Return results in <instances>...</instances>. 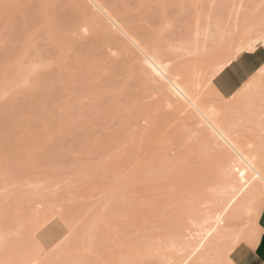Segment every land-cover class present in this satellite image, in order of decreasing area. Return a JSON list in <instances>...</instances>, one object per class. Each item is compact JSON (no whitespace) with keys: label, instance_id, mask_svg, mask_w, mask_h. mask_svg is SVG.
Here are the masks:
<instances>
[{"label":"rangeland","instance_id":"374dc122","mask_svg":"<svg viewBox=\"0 0 264 264\" xmlns=\"http://www.w3.org/2000/svg\"><path fill=\"white\" fill-rule=\"evenodd\" d=\"M233 37L237 55L264 46V0H0V263L28 264L43 254L33 240L49 249L65 234L58 264H225L210 238L185 245L219 199L225 153L138 44L250 150L264 139V88L249 80L224 97L212 84Z\"/></svg>","mask_w":264,"mask_h":264},{"label":"bare ground","instance_id":"6f19581e","mask_svg":"<svg viewBox=\"0 0 264 264\" xmlns=\"http://www.w3.org/2000/svg\"><path fill=\"white\" fill-rule=\"evenodd\" d=\"M95 3H98V2H95ZM128 38H132V37L130 35H128ZM136 41H137V39H136ZM138 41H139V39H138ZM146 42H147V40H146ZM140 43H142V42L140 41L139 44ZM230 43H231V45H230L228 51L226 52V54L224 55L225 58L224 57L220 58L216 62V64L213 65L214 66V73L213 74H217L218 72H220L226 65H228L231 61H233L238 56L237 53H238V51L240 49V43L239 42L237 43L235 37H233V39L230 40ZM139 44H138V46L140 47V49L143 52V60L146 63L147 68H149V71L155 75L156 80H158V79H160L161 81L162 80H166L168 85L171 87L172 94H175L174 96L176 98H178L177 100L178 101L182 100V102H185L187 106H190L198 114L200 121L204 124V126L208 127V132L213 133L214 138L216 139L214 141H216V144L220 143L219 145H221V149H222V151H224L225 156H226V162L224 163V165H222L223 166L222 167V172H221V174H222L221 175L222 176L221 177L222 178V182H220L221 186L219 185L217 187V190H215L216 193L219 192V193H217V194L220 195V196L218 195L219 199H218V201H216V203H214L215 204L214 209L212 211H209L208 208H207L206 210H208V212H210V213L206 212L208 214H206V215L203 214L204 217H202V219H201L202 221L198 220V221H200L199 223H200V226H201V227L199 226L200 228H199L198 231L201 232L202 234L197 232V233H199L198 235L201 234L200 235L201 237L198 236L197 234H195V237L197 235L198 237H200V240L196 241L197 243H195V245L194 244L191 245L188 242H187L188 244L185 242L186 243L185 245L188 246V248L190 247L191 250L193 249L192 250L193 252H196V251H199L203 246L206 247L207 245H204L203 243L204 242L206 243V241L209 240L208 238H210V240L208 242H210L212 240L211 242L215 246L213 245L214 247L212 249H210L211 246H210V248L207 246L208 249L209 250H213L212 252H214V253L217 252V253L221 254L220 256H223L225 264H236L233 261L234 259H232V257H231L232 250L234 249V247L239 242H241L243 240L247 241L248 237L250 236L249 234L245 235L244 231L242 232L241 225L240 224H239V226L236 225V224H238L237 221L247 217L253 222V223L252 222L251 223L254 224L255 218L258 215L259 210H261V207L264 205V144H262V143H264L263 142L264 141V139H263L264 135H263V138H262L263 139L262 142L260 141V143H259V141H258L257 145H255V147L257 146L256 148L252 147L251 149L249 148L250 150H246L247 148L245 149V147L242 144H241L242 145L241 146L238 143V141L236 140V136L234 137L233 133H235V131H237V129L234 131L235 128L232 126V122H231L232 120L230 121V120H228L226 118H221V120H220V118L218 116V114H219L218 108L214 107L213 105H210V104H209L210 106H208L207 104H206L207 106H205L203 104L205 101H207L205 98L204 99L202 98L204 102L202 101L203 103H201V101L199 100L200 99V97H199L200 95L197 96L198 93L197 94L195 93L196 90H194V88H191V86L189 87L188 85H186V81L185 80H181V76H182L181 74H174V73L172 74V73H170L171 71L169 72V70H168L169 66L167 67L168 64L164 63L163 62L164 60L161 61V59H160L159 50L153 51V50H156V49L155 48L154 49L150 48L151 52H149V51H147V49L145 50L142 46H140L141 44L140 45ZM183 48L187 52H189V50L187 48H185V47H183ZM165 62H167V61H165ZM261 69H262V67H261ZM192 87H193V85H192ZM196 89H198V88H196ZM199 93H200V91H199ZM261 93L263 94V98H264V89L261 91ZM225 104H226V102H225ZM263 105H264V103H263ZM222 108H224V111H225V107H222ZM233 108L234 107H232V109ZM239 108H238V110H239ZM244 108H246V107H244ZM244 108H243V110H244ZM229 110H230V108L228 107V110L226 111V113H229ZM224 115H226V114H224ZM228 115L229 114H227V116ZM244 116L245 115H243V117ZM224 117H226V116H224ZM229 117H230V115H229ZM207 127H204V128L206 129ZM235 135H236V133H235ZM258 145H260V146H258ZM241 174H243V175H241ZM215 197H216L215 199L217 200V196H215ZM47 208H49V206ZM52 208L54 210V207H52ZM63 209H64V207H63ZM51 211L52 210L50 209V211H48L47 214L44 213V214H46L47 218H45L46 217L45 215H42V216H45L44 219H37L38 217L36 216L35 220L36 221L38 220L36 223L35 222H33V223L31 222L33 219L30 220V222L32 224H34V223L38 224L36 226V228L35 227L33 228L34 231L36 229L40 228L42 225H44L48 220H50L53 217L54 214L52 215L51 213H54V212H51ZM58 211H59V213L61 212V210H58ZM58 211H56V213ZM50 214L52 216H50ZM60 215L61 216L64 215V216L67 217V215L66 214H62V212H61ZM69 216H71V215L69 214ZM66 219H67V221H69L68 218H66ZM5 221H7V220H5ZM70 221H71V219H70ZM3 222H4V220H3ZM25 222H26V220H25ZM69 222H66V223L69 224ZM11 223H13V222H11ZM11 223H10V225H11ZM72 223H74V222L72 221ZM199 223H197V224H199ZM1 224L2 223H0V226H2ZM5 224H6V222H5ZM35 224H34V226H35ZM24 225L22 224V226H24ZM73 225H71V227L69 228V231L71 230V228L75 229L74 226H77V225H74V226ZM5 226H7V225H5ZM27 226L28 225L26 224L25 227H27ZM32 226H31V228H32ZM29 227H30V225H29ZM253 227H254V225H253ZM15 229H17V228H15ZM191 229H192V227H191ZM250 229H251V227H250ZM6 230H4V232ZM17 230H16V232H17ZM30 230H32V229H30ZM7 232H5V233H7ZM70 232H72V231H70ZM10 233L8 232L7 234L10 235ZM253 233H254V231H253ZM27 235H28V232H27ZM11 236H13V235H11ZM1 237L3 238L5 236H0V247L3 245V243H4L3 241L5 240V239L2 240ZM30 238H32V237H30ZM65 239L63 241H61L60 243H58L54 248H52V249H50L48 251H44L36 243V241L33 240L34 248L36 250H38V251H41L43 254L42 255H37V256L35 255L36 257H34V258L31 256L30 258H28V259L32 258L31 261L28 260L30 262H28L26 259L25 260L28 262V264H58V262L60 263V260H58L56 258H58L59 256H64L66 254V250H68L67 247H66L67 249L65 250V246H63L64 247L63 251L65 252V254L63 252V255L62 254L58 255L59 251H61V246L64 243H67L65 241H68L70 238L68 236L67 240H65ZM180 239H182V238H180ZM225 239H229V241H227L228 244L226 242L227 246H223V244H221L222 241L225 240ZM86 240H88V239H86ZM183 240H184V238H183ZM15 242H17V241H15ZM69 244H70V241H69ZM68 247H69V245H68ZM3 248L5 249L4 246H3ZM83 248H84V246H83ZM184 248H185V246H184ZM176 249H179V248H176ZM31 250H32V248H31ZM209 250H207V252H209ZM72 251L73 250H71L70 252L72 253ZM27 253H28V251H27ZM67 253H69V252L67 251ZM208 255H210V254L208 253L207 256ZM213 256H215V254ZM59 258L62 259V257H59ZM18 260L20 261V259H18ZM18 260L15 261V259H14L15 262H18ZM5 261H6V259H5ZM14 261L12 260V262H14ZM183 261H185V259ZM0 262H2V261H0ZM6 262L5 263H0V264H8L9 263V261L7 263ZM20 262H22V261H20ZM68 263L69 262H67V264ZM72 263H70V264H72ZM23 264H25V261H23Z\"/></svg>","mask_w":264,"mask_h":264},{"label":"crops","instance_id":"0c3cea01","mask_svg":"<svg viewBox=\"0 0 264 264\" xmlns=\"http://www.w3.org/2000/svg\"><path fill=\"white\" fill-rule=\"evenodd\" d=\"M261 67H264V46L258 45L255 50L242 52L226 65L213 77L212 84L224 97L235 94L249 80H255L264 88V72L258 76ZM253 231L247 241L239 242L232 250L231 257L236 264H264V235L261 234L264 231V205L255 218ZM65 238L64 234L53 240H43V245L49 246V249H44L35 241L48 251Z\"/></svg>","mask_w":264,"mask_h":264},{"label":"snow or ice","instance_id":"6c2138e0","mask_svg":"<svg viewBox=\"0 0 264 264\" xmlns=\"http://www.w3.org/2000/svg\"><path fill=\"white\" fill-rule=\"evenodd\" d=\"M248 48H249V50H251V48H252V45H249L248 46ZM262 72H264V70H262ZM0 99H2V98H0ZM241 175H243V174H241ZM262 235H264V231H262V233H261ZM254 242V241H253Z\"/></svg>","mask_w":264,"mask_h":264}]
</instances>
